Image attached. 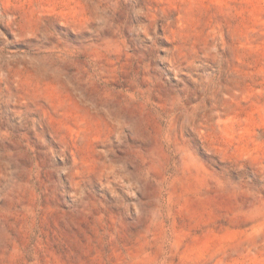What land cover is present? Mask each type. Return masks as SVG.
Masks as SVG:
<instances>
[{
    "label": "rangeland",
    "instance_id": "374dc122",
    "mask_svg": "<svg viewBox=\"0 0 264 264\" xmlns=\"http://www.w3.org/2000/svg\"><path fill=\"white\" fill-rule=\"evenodd\" d=\"M0 264H264V0H0Z\"/></svg>",
    "mask_w": 264,
    "mask_h": 264
}]
</instances>
